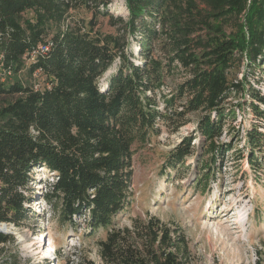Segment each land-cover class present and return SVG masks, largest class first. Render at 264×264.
Returning <instances> with one entry per match:
<instances>
[{"label":"trees","instance_id":"obj_1","mask_svg":"<svg viewBox=\"0 0 264 264\" xmlns=\"http://www.w3.org/2000/svg\"><path fill=\"white\" fill-rule=\"evenodd\" d=\"M111 1L0 0V75L14 78L0 81V223H20L32 169L44 166L54 179L42 196L58 221L75 230V217L84 215L86 234L106 229L97 240V264H193L177 228L155 216L115 227L114 218L130 203L134 146L149 143L161 124L176 131L199 113L196 130L215 162L231 149L215 143L234 118L225 105L241 99L236 106L255 117L245 132L248 164L254 170L264 164L253 153L264 148V94L249 79L264 70V0H124L127 19L116 17L115 32L102 33L96 18L114 17ZM80 7L92 13L87 21L70 13ZM129 37L139 63L127 51ZM115 60L116 71L99 86ZM25 67L45 85L19 80ZM192 138L171 151L167 167L189 153ZM208 175L202 174L205 184ZM14 242L0 231V259L7 260L1 245ZM255 252L264 264V248Z\"/></svg>","mask_w":264,"mask_h":264},{"label":"rangeland","instance_id":"obj_2","mask_svg":"<svg viewBox=\"0 0 264 264\" xmlns=\"http://www.w3.org/2000/svg\"><path fill=\"white\" fill-rule=\"evenodd\" d=\"M107 10L114 16L112 19L101 15L96 18L95 28L102 33L115 32L112 23L116 22V17L126 20L128 15L124 0H112ZM70 13L84 21L92 15L83 7L72 9ZM26 15L30 17L31 12ZM128 39L127 51L132 54V61L139 63L138 44L131 37ZM29 61L31 58H26V64ZM117 65L118 60H115L101 75L99 86L107 83ZM244 69L247 68L243 65L239 78ZM17 78L34 88L45 85L40 74L31 76L26 67ZM3 79L14 81L9 75H0V81ZM249 79L264 94V70L255 69ZM179 80H168L161 92L169 93ZM244 99L247 103L248 95ZM241 102V99H231L225 105L234 109V118L226 122L215 143L221 147L230 145L231 149L215 162L207 149L208 143L196 130L195 119L199 113L190 114L187 122L176 131L161 124L158 135L151 136L149 143H137L131 157L130 203L114 218V226H129L134 218L155 216L183 233L193 264H257L255 251L264 248V164L259 170L248 164L250 147L245 132L255 117L246 105L236 106ZM260 128L264 130V126ZM189 136L193 137L189 153L174 168L167 167L168 155ZM253 153L264 156V148L261 151L255 148ZM206 172L209 175L205 184L201 179ZM51 174L44 166L32 169L24 190L28 201L24 204L25 212L20 223L1 224L6 233L14 236L15 242L1 245L7 260L1 258L0 264H8L12 256L17 264L99 262L97 240L104 238L106 229L86 234L84 215L75 217V230L69 224H61L57 212L42 196L48 182L54 179ZM47 246L50 250L52 248L49 254ZM45 255L52 258H44Z\"/></svg>","mask_w":264,"mask_h":264},{"label":"bare ground","instance_id":"obj_3","mask_svg":"<svg viewBox=\"0 0 264 264\" xmlns=\"http://www.w3.org/2000/svg\"><path fill=\"white\" fill-rule=\"evenodd\" d=\"M49 248H50V246H47V247H46L47 251H49L48 254L51 252V250H50ZM51 249H52V248H51ZM47 251H46V252H47ZM46 254H47V253H46Z\"/></svg>","mask_w":264,"mask_h":264},{"label":"water","instance_id":"obj_4","mask_svg":"<svg viewBox=\"0 0 264 264\" xmlns=\"http://www.w3.org/2000/svg\"><path fill=\"white\" fill-rule=\"evenodd\" d=\"M1 224H5V223H0V231H4L5 232V230L3 229V227L1 226Z\"/></svg>","mask_w":264,"mask_h":264},{"label":"clouds","instance_id":"obj_5","mask_svg":"<svg viewBox=\"0 0 264 264\" xmlns=\"http://www.w3.org/2000/svg\"><path fill=\"white\" fill-rule=\"evenodd\" d=\"M52 250V249H51ZM52 252V251H51ZM53 255V254H52ZM47 259H49V257H46Z\"/></svg>","mask_w":264,"mask_h":264}]
</instances>
